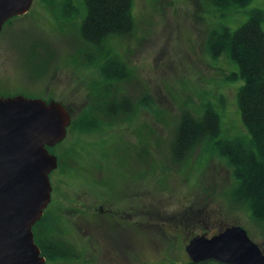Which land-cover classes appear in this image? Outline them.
Here are the masks:
<instances>
[{
  "label": "rangeland",
  "instance_id": "374dc122",
  "mask_svg": "<svg viewBox=\"0 0 264 264\" xmlns=\"http://www.w3.org/2000/svg\"><path fill=\"white\" fill-rule=\"evenodd\" d=\"M61 2L46 5L33 0L26 14L3 25L0 95L60 101L70 111L72 124L90 104L92 87L100 77L95 66L85 65V44L77 33L83 16L81 1L66 2L67 19L61 15ZM253 9L264 10V0H250L227 11L216 9L206 0H133L134 29L123 38L114 37L107 45L132 73L129 81L114 83V94L131 99L134 115L118 117L112 125L90 132L70 125L65 140L54 149L59 164L65 160L70 166L60 175L55 192L64 191L69 200H83L84 196L90 200L84 193L86 187H92L91 173L116 176L117 167L131 168L132 174L139 169V176L127 179L134 199L141 198L147 207V239L138 237L133 249L135 264L156 260L161 264H189L185 245L191 237H211L231 225L244 228L264 253V227L252 221L249 211L228 195L234 179L225 161L204 154L206 147L200 145L189 161L176 163L170 150L183 113L199 115L206 103L220 115V138H240L248 143L250 134L236 101L243 80L240 76L229 78L239 74L238 65L225 53L219 58L210 56L206 40L209 29L238 28ZM144 97L150 102L149 108L141 104ZM143 160L147 164H141ZM98 162L104 166L99 168ZM141 169L147 174L141 176ZM114 185L121 186L118 176ZM59 205L54 195L47 214ZM61 213L64 218L71 216L64 207ZM63 216L53 222L56 235H61L66 225ZM71 218L76 222L75 216ZM77 220L83 221L81 216ZM74 224L72 242L85 245V257L79 262L58 260L52 264L106 262L92 256L93 243L86 242L89 237L83 223Z\"/></svg>",
  "mask_w": 264,
  "mask_h": 264
},
{
  "label": "trees",
  "instance_id": "16d2710c",
  "mask_svg": "<svg viewBox=\"0 0 264 264\" xmlns=\"http://www.w3.org/2000/svg\"><path fill=\"white\" fill-rule=\"evenodd\" d=\"M42 1L51 5L55 0ZM68 1L61 2V15L66 19ZM80 1L83 16L77 33L85 44V50L82 49L85 65L96 67L100 81H95L90 104L72 121L71 127L90 132L112 125L118 117L128 119L134 115L131 99L125 94H114V83L129 81L132 73L107 43L114 37L130 35L135 18L133 0ZM206 1L218 10L227 11L232 6H244L250 0ZM14 18L6 23H11ZM206 46L213 58L225 53L238 65L239 74H232L229 78L240 76L243 80L236 101L250 139L245 143L240 138H220V115L210 103H206L199 115L185 112L181 116L171 144L172 160L176 163L189 161L191 153L200 145L206 147L204 154L222 158L234 179L228 192L230 199L244 206L252 221L264 227V10H251L247 20L234 30L227 27L209 29ZM147 99L144 97L141 104L149 108ZM48 150L54 152V148ZM54 229L45 214L32 227L34 241L46 259L45 264L66 259L71 251ZM209 261L214 260L206 262Z\"/></svg>",
  "mask_w": 264,
  "mask_h": 264
},
{
  "label": "water",
  "instance_id": "95a60500",
  "mask_svg": "<svg viewBox=\"0 0 264 264\" xmlns=\"http://www.w3.org/2000/svg\"><path fill=\"white\" fill-rule=\"evenodd\" d=\"M33 0H0V31L28 12ZM71 123L56 100L0 95V264H45L32 227L51 198L49 172L57 158L48 147L62 141ZM193 263L264 264V253L239 225L211 236L195 235L185 247Z\"/></svg>",
  "mask_w": 264,
  "mask_h": 264
},
{
  "label": "flooded vegetation",
  "instance_id": "af4514ba",
  "mask_svg": "<svg viewBox=\"0 0 264 264\" xmlns=\"http://www.w3.org/2000/svg\"><path fill=\"white\" fill-rule=\"evenodd\" d=\"M65 138L59 143L48 148H57L56 146L63 142ZM49 153L56 156L57 167L49 172V180L51 183V198L50 202L47 205L48 207L46 208L48 209L49 205H51L54 195H56L60 200V205L56 209H54V212L52 214L50 211L47 214V209L44 210L43 214L47 215L48 223L50 225L54 224L53 222H57V220H61V217L64 215L61 213V209L63 207L66 208L67 215H71L66 218H64L63 216L66 225L62 226L63 230H61V235H57V237H59L67 247L71 248L68 258L62 259L63 262H79L80 258L85 257V250H82L83 247L85 248V245L80 247L77 244L74 245L72 242L73 235H76V232L74 231L75 228L73 227L75 225L74 223H83L82 225L85 226V231L87 233L85 236H87V238L89 237L86 242L90 241L91 243H93L92 251H94V253L92 254V256L97 255L98 258H105L106 262H104L103 264H135L133 263L134 246H136L135 244H137L138 242V237H147L144 231V227L146 225L144 222L147 217V207H145L141 198L139 200L134 199V192H132L131 188L127 187V179L130 176L134 178L136 177L135 175L139 176V173L137 172V170L139 169L137 168V170L133 172L134 174H132L131 168L128 170L123 167H117L115 170V172L117 173L116 176L107 175V173L106 176H101L99 172L91 173L92 187H86L87 191L84 193V195H90V200L85 196L83 197V200H80L78 198H75V200L73 198H70L69 200L66 197L64 191L55 192V186L60 179V175L65 173L70 167L69 162H64L65 160H63L61 164H59L58 156L52 151H49ZM61 153L62 152H60V154ZM104 155L105 154L102 155V159H104ZM141 164H147V161L143 160ZM101 165L102 163H97V166L99 168L101 167ZM59 168H61L62 170H59ZM57 171L58 173H55ZM140 172L141 176L147 174V171L145 169H141ZM117 176L118 180L121 183L120 187H116L114 185L115 178ZM91 200L93 201L90 202ZM57 213H61L62 216ZM72 216L76 217V222L74 220L75 218L70 219V217ZM77 216H81L83 221L80 222L79 220H77ZM85 222L89 225L84 224ZM225 228H223V230ZM199 235L206 236L205 234ZM191 238L189 239V241L191 240ZM91 245L92 244L88 246L89 250ZM102 249L105 251L102 252ZM161 262L162 261L160 260H156L154 262L151 261V263L143 262L142 264H161ZM84 264H86V262Z\"/></svg>",
  "mask_w": 264,
  "mask_h": 264
}]
</instances>
